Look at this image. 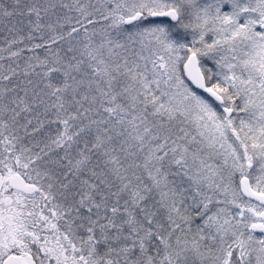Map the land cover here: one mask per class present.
Returning <instances> with one entry per match:
<instances>
[{
  "label": "snow or ice",
  "instance_id": "1",
  "mask_svg": "<svg viewBox=\"0 0 264 264\" xmlns=\"http://www.w3.org/2000/svg\"><path fill=\"white\" fill-rule=\"evenodd\" d=\"M0 264H264V0H0Z\"/></svg>",
  "mask_w": 264,
  "mask_h": 264
}]
</instances>
